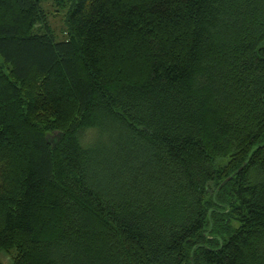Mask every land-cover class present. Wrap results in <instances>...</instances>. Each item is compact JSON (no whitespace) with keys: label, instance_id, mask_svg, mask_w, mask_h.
I'll use <instances>...</instances> for the list:
<instances>
[{"label":"trees","instance_id":"trees-1","mask_svg":"<svg viewBox=\"0 0 264 264\" xmlns=\"http://www.w3.org/2000/svg\"><path fill=\"white\" fill-rule=\"evenodd\" d=\"M44 1L0 0L9 264H264V147L218 190L264 145V0H54L64 42Z\"/></svg>","mask_w":264,"mask_h":264},{"label":"rangeland","instance_id":"rangeland-1","mask_svg":"<svg viewBox=\"0 0 264 264\" xmlns=\"http://www.w3.org/2000/svg\"><path fill=\"white\" fill-rule=\"evenodd\" d=\"M42 8L46 13L50 30L57 42H64L68 40V14L71 10L70 2L64 6H57L54 0L44 1ZM51 139H55L51 137ZM12 261V255L7 253H0V263L9 264Z\"/></svg>","mask_w":264,"mask_h":264},{"label":"water","instance_id":"water-1","mask_svg":"<svg viewBox=\"0 0 264 264\" xmlns=\"http://www.w3.org/2000/svg\"><path fill=\"white\" fill-rule=\"evenodd\" d=\"M264 147V145H261V146H258V147H255L253 150H252V152L250 153V155H249V157H248V159H247V161L245 162V164L241 167V169L239 170V171H237L234 175H232L231 177H229L228 179H226L222 184H221V186L219 187V189L218 190H221V188L227 183V182H229L237 173H239L247 164H248V162L250 161V158H251V156H252V154L255 152V151H257V150H259V149H261V148H263ZM213 211H216V210H213ZM212 227H213V224L211 223V228H210V230L207 232V233H205V237L206 238H208L209 237V235H210V233H211V231H212ZM221 247H222V242H221ZM193 264V263H192Z\"/></svg>","mask_w":264,"mask_h":264}]
</instances>
